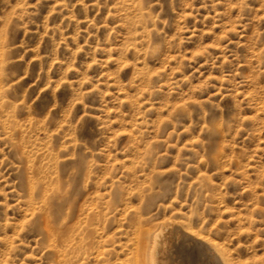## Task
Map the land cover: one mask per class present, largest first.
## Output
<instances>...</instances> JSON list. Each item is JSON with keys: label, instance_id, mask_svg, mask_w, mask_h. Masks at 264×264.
I'll return each instance as SVG.
<instances>
[{"label": "rangeland", "instance_id": "rangeland-1", "mask_svg": "<svg viewBox=\"0 0 264 264\" xmlns=\"http://www.w3.org/2000/svg\"><path fill=\"white\" fill-rule=\"evenodd\" d=\"M146 220L264 264V0H0V264H132Z\"/></svg>", "mask_w": 264, "mask_h": 264}, {"label": "bare ground", "instance_id": "bare-ground-1", "mask_svg": "<svg viewBox=\"0 0 264 264\" xmlns=\"http://www.w3.org/2000/svg\"><path fill=\"white\" fill-rule=\"evenodd\" d=\"M34 171H36V174L39 175L40 170L37 167L34 169ZM57 183L58 182L52 183L49 188L44 187L41 190V202L44 205L45 201L47 200L48 193L58 195L59 197L62 196L61 188L57 185ZM83 200L84 202L82 203H76L74 199L71 200L72 207L69 208V211L67 213L68 216H70L71 222H68V224H66V222H62L57 234L60 246H66L67 243L76 245L78 246L77 248L92 246V242L89 240V238L84 237L85 234H83L82 237L79 238L75 233L79 227H81L80 231L86 230L93 220V214H89L86 212L85 199ZM97 217L100 219V215H97ZM132 219L133 218H131V220ZM134 231L135 236L132 242V264H165V257L169 254L172 247L175 246L180 241V239L183 238L190 240L193 244L200 245L208 249V251L210 250L218 258V261L221 264H228L227 259L215 242L204 238V235L201 236V234L199 235L187 231L181 221L162 220L161 222L152 223L151 220H146L145 223L138 224L135 227ZM67 232H71L75 236L71 241H68V238L66 237ZM90 254L91 253H87L86 257H84V260H87V257ZM183 257L185 258V256Z\"/></svg>", "mask_w": 264, "mask_h": 264}, {"label": "snow or ice", "instance_id": "snow-or-ice-1", "mask_svg": "<svg viewBox=\"0 0 264 264\" xmlns=\"http://www.w3.org/2000/svg\"><path fill=\"white\" fill-rule=\"evenodd\" d=\"M235 6V5H234Z\"/></svg>", "mask_w": 264, "mask_h": 264}]
</instances>
